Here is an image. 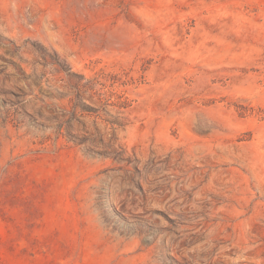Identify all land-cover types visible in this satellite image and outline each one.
<instances>
[{"label":"rangeland","instance_id":"374dc122","mask_svg":"<svg viewBox=\"0 0 264 264\" xmlns=\"http://www.w3.org/2000/svg\"><path fill=\"white\" fill-rule=\"evenodd\" d=\"M0 264H264V0H0Z\"/></svg>","mask_w":264,"mask_h":264},{"label":"trees","instance_id":"16d2710c","mask_svg":"<svg viewBox=\"0 0 264 264\" xmlns=\"http://www.w3.org/2000/svg\"><path fill=\"white\" fill-rule=\"evenodd\" d=\"M113 96H114L113 93L110 94V99L108 100L107 105H109V106H113V107H116V108H118L119 110H121V109H127V108L129 107V103H127L126 101H122V100H121L122 97H117V99H118L119 101L116 102V103H112V102H110V100H111V98H112ZM74 113H75V112H74ZM73 115H74V114H73ZM109 124H111L112 126H114V125H119V124H116V122H109ZM63 127H64V125H63V124H60L59 127H58V129H59V130H62Z\"/></svg>","mask_w":264,"mask_h":264}]
</instances>
